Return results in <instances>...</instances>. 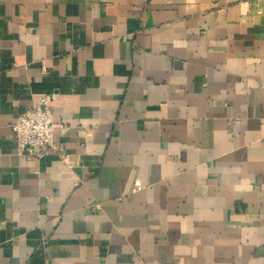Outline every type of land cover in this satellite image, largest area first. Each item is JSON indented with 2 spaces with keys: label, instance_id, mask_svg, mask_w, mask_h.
<instances>
[{
  "label": "crops",
  "instance_id": "0c3cea01",
  "mask_svg": "<svg viewBox=\"0 0 264 264\" xmlns=\"http://www.w3.org/2000/svg\"><path fill=\"white\" fill-rule=\"evenodd\" d=\"M0 264H264V0H0Z\"/></svg>",
  "mask_w": 264,
  "mask_h": 264
},
{
  "label": "built area",
  "instance_id": "2783aa9c",
  "mask_svg": "<svg viewBox=\"0 0 264 264\" xmlns=\"http://www.w3.org/2000/svg\"><path fill=\"white\" fill-rule=\"evenodd\" d=\"M51 94L26 108L13 124L18 153L25 159H42L55 148L56 124L51 106Z\"/></svg>",
  "mask_w": 264,
  "mask_h": 264
}]
</instances>
